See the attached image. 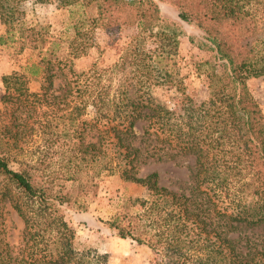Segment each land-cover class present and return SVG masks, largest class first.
Segmentation results:
<instances>
[{
	"label": "trees",
	"instance_id": "1",
	"mask_svg": "<svg viewBox=\"0 0 264 264\" xmlns=\"http://www.w3.org/2000/svg\"><path fill=\"white\" fill-rule=\"evenodd\" d=\"M22 1L0 0V45L20 42L29 30L36 60L29 57L20 70L42 83L31 92L18 74L1 78L0 206L14 211L24 228L15 254L2 236L0 212V264H105L102 256L74 249V231L62 213L88 191L95 194L97 183L72 178L76 184L66 188L24 156L15 158L27 118L38 105L59 112L65 125L74 127L64 132L67 151L94 162L97 174L104 155L101 132L115 133L124 148V181L152 199H126L124 214L104 223L119 238L150 248L153 264H264V116L246 85L264 75V0H54L74 20L65 51L72 57L86 54L95 28L149 29L160 20L158 2L174 5L180 21L201 31L211 67L221 66L224 75L212 71L207 99L181 98L173 108L142 93L155 85L146 81L127 82L124 90L118 85L110 98V86L101 84L108 69L92 63L75 72L67 56H60L58 38L48 40L26 26L19 15ZM164 54L156 53L157 62ZM175 87L182 88L179 82ZM92 131L94 140H88ZM184 155H191L195 166L187 190L161 186L157 172L138 175L147 160ZM135 205L139 209L133 210Z\"/></svg>",
	"mask_w": 264,
	"mask_h": 264
},
{
	"label": "rangeland",
	"instance_id": "2",
	"mask_svg": "<svg viewBox=\"0 0 264 264\" xmlns=\"http://www.w3.org/2000/svg\"><path fill=\"white\" fill-rule=\"evenodd\" d=\"M19 6V15L26 26L36 33H43L48 40L58 38L61 41L60 56H67L75 72L86 70L92 63L98 69H108L101 84L110 86V98L118 85L124 90L127 82L142 86L146 81L155 85L148 91L143 89L142 93L173 108L181 98L188 97L194 102L207 99L212 71L219 77L224 75L221 66L211 67L212 54L201 46V31L180 21L175 6L170 3L158 2L160 20L149 29L137 30L136 27L127 26L95 28L92 31V45L80 57L66 54L74 20L70 19L67 11L58 7L56 1L23 0ZM2 33L3 26L0 23ZM30 33L29 30L24 32L20 42L0 45V108L4 94L1 78L4 75L18 74L31 92L40 89L41 79H30L20 70L29 57L36 60L33 53L35 37L30 36ZM159 51L165 54L157 62L155 57ZM175 82L182 86L180 90H176ZM59 83L56 81L55 85ZM246 85L264 116V75L247 79ZM26 124L23 142L16 150L15 158L20 160L24 156L45 178L66 188L72 187L77 181L97 183L95 194L92 189L80 197L78 203L62 207L64 218L74 231V249L79 253H88L91 258L102 256L105 264H153L156 256L150 248L130 239L119 238L116 231L104 223L116 215L124 214L126 199H152L143 188L124 181L121 175L124 148L116 144L115 133L101 132L104 155L97 174L94 162L87 161V157L84 161L75 159L74 151H67L69 142L64 132L68 129L72 132L74 127L65 125L59 112L38 105L27 118ZM136 129L140 133L141 125L138 124ZM95 134L92 131L87 139L94 140L92 136ZM12 167H16L14 161ZM151 172L158 173L161 186L174 191L187 190L194 181V158L184 155L172 160H147L139 166L138 175ZM72 178L76 182H72ZM137 208L138 205H135L133 210ZM0 212L4 214L2 236L17 254L21 247L23 222L7 206H0ZM39 246L43 248L44 243Z\"/></svg>",
	"mask_w": 264,
	"mask_h": 264
}]
</instances>
